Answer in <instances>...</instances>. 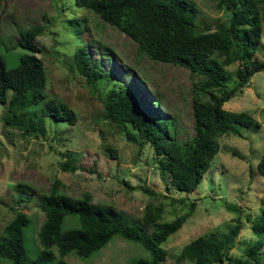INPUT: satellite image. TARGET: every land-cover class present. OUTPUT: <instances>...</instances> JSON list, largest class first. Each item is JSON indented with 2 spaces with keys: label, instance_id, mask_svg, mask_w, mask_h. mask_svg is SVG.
I'll return each mask as SVG.
<instances>
[{
  "label": "rangeland",
  "instance_id": "obj_1",
  "mask_svg": "<svg viewBox=\"0 0 264 264\" xmlns=\"http://www.w3.org/2000/svg\"><path fill=\"white\" fill-rule=\"evenodd\" d=\"M189 1L196 7L195 30H213L228 22L229 12L214 0ZM36 24L42 26L34 41L43 64L44 98L65 103L74 113V122L41 115L43 100L14 113H8L6 104L0 103V233L14 210L26 213L30 223L23 228V247L33 258L40 248L36 232L43 220L37 199L57 179L63 194L74 198L87 192L92 203L113 206L128 224H137L146 206L160 207L158 221L168 222L183 216L193 202L192 212L163 244L166 258L162 264H192L175 260L184 244L201 235L218 237L233 228L238 232L228 254L242 256L257 239L251 223L259 221L264 203V177L256 170L264 142V67L222 105L229 111L247 113L257 125L234 124L233 131L219 136L218 151L199 183L191 192H179L170 186L167 176L159 175L149 145L138 147L105 119L103 102L110 90L135 85L144 99H158L161 113L174 121L177 137L183 140L193 135L191 100H206L198 86L201 77L139 54L130 38L75 5L74 0H3L0 55L7 67L17 65L23 52L14 45L18 32ZM81 45H87L92 63L102 70L103 76L95 83L85 81L73 66V52ZM253 59L264 61L262 21ZM236 66V62L224 66L231 80ZM15 115L23 119L22 124L32 121L36 133L23 135L6 120ZM66 158L76 167L73 172L59 168ZM75 222L67 216L61 227L69 228ZM145 255L140 245L114 236L86 258L69 252L62 260L69 264H134ZM258 258L264 264V242ZM0 264L9 263L0 260Z\"/></svg>",
  "mask_w": 264,
  "mask_h": 264
},
{
  "label": "trees",
  "instance_id": "obj_2",
  "mask_svg": "<svg viewBox=\"0 0 264 264\" xmlns=\"http://www.w3.org/2000/svg\"><path fill=\"white\" fill-rule=\"evenodd\" d=\"M214 1L229 12L228 22L217 24L213 30H195L196 7L189 0H74L75 5L91 11L130 38L139 54L151 61L182 67L189 75L201 77L198 86L206 100H191L193 135L183 140L177 137L174 121L161 113L158 99H144L135 85L127 90H110L103 102L105 119L138 147L149 145L159 175L167 176L170 186L179 192H191L199 183L218 151L219 136L233 131L234 124L257 125L247 113L229 111L222 105L247 84L253 73L264 67V61L253 59L260 42V21L264 22V0ZM2 3L0 0V10ZM41 30L42 26L36 24L18 32L14 45L23 52L18 55L17 65L7 67L0 55V103L6 104L8 113H14L22 111L25 105L43 100L41 115L73 124L74 113L65 103L44 98L43 64L36 55L40 49L34 41ZM72 62L78 74L89 83L103 76L100 66L92 63L87 45L73 52ZM235 62L237 66L231 80L224 66ZM141 91L145 93L144 88ZM16 116L6 120L23 135L36 133L32 121L22 124L23 119ZM106 150L115 155L113 149L106 147ZM59 168L69 172L76 169L69 158L62 161ZM256 170L264 177V142ZM60 185L56 179L38 196L43 220L36 232L40 248L35 256L28 257L23 247V228L30 220L26 213L16 209L1 229L0 260L9 264H69L62 260L67 253L86 258L114 236H119L140 245L146 252L145 258L137 259L134 264H162L166 258L163 244L194 208L191 202L183 216L160 222V207L146 206L140 221L128 224L113 206L92 203L87 192L79 197L67 196L58 190ZM67 216L76 221L75 225L62 229ZM251 229L257 239L240 257L228 254L238 232L233 228L218 237L193 238L180 248L175 260L192 264H260L258 252L264 242V203L259 221L252 222Z\"/></svg>",
  "mask_w": 264,
  "mask_h": 264
}]
</instances>
